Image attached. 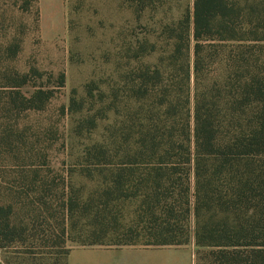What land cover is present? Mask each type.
Returning <instances> with one entry per match:
<instances>
[{
  "label": "trees",
  "instance_id": "1",
  "mask_svg": "<svg viewBox=\"0 0 264 264\" xmlns=\"http://www.w3.org/2000/svg\"><path fill=\"white\" fill-rule=\"evenodd\" d=\"M168 30V68L152 73L166 88L161 124L119 152L89 147L76 171L87 192L57 174L50 204L0 203V264H62L73 247H181L192 217L197 264H264V0H194Z\"/></svg>",
  "mask_w": 264,
  "mask_h": 264
},
{
  "label": "rangeland",
  "instance_id": "2",
  "mask_svg": "<svg viewBox=\"0 0 264 264\" xmlns=\"http://www.w3.org/2000/svg\"><path fill=\"white\" fill-rule=\"evenodd\" d=\"M193 5L194 0H63L60 22V11H42L39 0H0L1 204H50L55 194L49 189L61 182L57 174L89 191L93 184L76 173L89 147L103 144L119 152L161 124L166 88L153 86L152 73L166 72L168 28L192 15ZM179 74L178 62L177 88ZM146 89L147 96L137 100L138 90ZM193 97L192 84V103ZM37 206L36 215L43 214ZM42 221L35 223L37 233ZM194 227L192 217L190 242L155 248L149 264H197ZM80 249L86 248L73 247L62 264H76V255H69ZM7 257L12 264H33Z\"/></svg>",
  "mask_w": 264,
  "mask_h": 264
},
{
  "label": "crops",
  "instance_id": "3",
  "mask_svg": "<svg viewBox=\"0 0 264 264\" xmlns=\"http://www.w3.org/2000/svg\"><path fill=\"white\" fill-rule=\"evenodd\" d=\"M41 10L59 12L57 21L63 22V0H39ZM56 17V16H55ZM162 250V249H161ZM157 249H143L124 247L121 249L86 248L74 250L69 259L76 255V264H149V259L154 256ZM194 264V263H193Z\"/></svg>",
  "mask_w": 264,
  "mask_h": 264
}]
</instances>
